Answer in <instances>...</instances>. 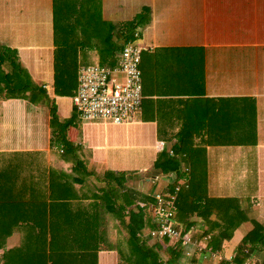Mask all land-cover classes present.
I'll return each instance as SVG.
<instances>
[{
	"label": "crops",
	"instance_id": "crops-1",
	"mask_svg": "<svg viewBox=\"0 0 264 264\" xmlns=\"http://www.w3.org/2000/svg\"><path fill=\"white\" fill-rule=\"evenodd\" d=\"M130 25L141 109L122 125L83 122L79 72L111 66ZM1 74L0 93L31 85L0 98V264L23 250L25 264H142L123 219L136 206L152 229L148 196L181 178L175 222L207 235L223 255L212 263L264 264V0H0ZM47 182L49 208L26 211V188L44 200ZM179 262L212 264L192 246Z\"/></svg>",
	"mask_w": 264,
	"mask_h": 264
},
{
	"label": "built area",
	"instance_id": "built-area-1",
	"mask_svg": "<svg viewBox=\"0 0 264 264\" xmlns=\"http://www.w3.org/2000/svg\"><path fill=\"white\" fill-rule=\"evenodd\" d=\"M138 36L139 34L134 33L131 39L123 43L121 54L114 66H88L79 72L73 107L82 121H102L119 125L140 111L142 106L140 62L144 49L136 42ZM3 97L4 94L0 93V98ZM156 149L161 151L163 142H157ZM187 187V180L181 178L172 189L153 194L156 202L151 207L158 211L155 213V227L151 229V234L173 239L183 246H192L204 261L210 259L218 263L223 255L206 247L207 235L197 239L180 228L173 218L175 199L180 191ZM138 243L142 244L140 238Z\"/></svg>",
	"mask_w": 264,
	"mask_h": 264
},
{
	"label": "trees",
	"instance_id": "trees-1",
	"mask_svg": "<svg viewBox=\"0 0 264 264\" xmlns=\"http://www.w3.org/2000/svg\"><path fill=\"white\" fill-rule=\"evenodd\" d=\"M126 28L128 29L127 31H129V35L131 37V25L126 26ZM121 50H122V47L118 49L117 53H115L116 58H115L114 63L111 65V67L114 66L117 58L121 54ZM140 71H141V68H140ZM141 78H142V73H141ZM30 85H31L30 82H26V89L22 88L21 91L20 90L19 91L13 90L14 88H12V89L7 88L6 92L8 94L6 95V93L2 92L4 94L3 98H6V96H9V95L10 96H25L26 90H28ZM33 87L35 89H37L38 85L35 84ZM142 102H143V100H142ZM83 122H85V121H83ZM93 122H96V121H93ZM72 130L75 131V127H73ZM79 135H80V133L78 132V136ZM163 146L164 147L160 153L164 154V155H162V157L165 160L174 158L175 155L179 152V150L176 149L177 147H174V145L170 146V148L168 149L167 146H165V141L163 143ZM145 187H146V185H145ZM163 191H167V188H164ZM26 193H30V194H26V201H25L26 211L27 210H33V209H35V210L48 209L49 205L47 202L48 201L53 202V196H55V195H53V192L51 191V183L48 184V182L45 185V193L43 195H41L44 200H38L37 199V193L35 194L36 199H33V197H32L33 192L31 193V191L27 188H26ZM188 194L189 193L186 194L184 192L185 196H187ZM180 196H183V191H181L180 194L175 199V205H177L179 208H183V200L182 199L179 200ZM21 200L19 201V206H21V204H22ZM147 200L149 201L150 205L155 204V202H156V200L153 198V195H149ZM135 211H136V206L130 208L128 210V215L123 219L124 228L126 229V232H127L128 249L130 250V252L134 253L132 248L134 246H136L137 249L143 253V262H141L142 264H180V262H179L180 257H181L183 249L186 246H183L181 243H176L175 240H173V239H169L166 237L163 238V237H159L156 235H152L151 229L150 230L144 229L143 223H139V224L132 223V221L130 220L131 212H135ZM29 218H31V216H26V220H29ZM173 218L175 219V216ZM192 220L195 221V224H194V227L192 228V230L198 232V234L203 233V231L205 230L206 221L203 220L202 222H197V220H195V218H193ZM154 227H155V223H154L153 228ZM180 228H182V227H180ZM138 238H140L142 240V244L138 243ZM35 239L38 240V237L35 236ZM24 242H25V244L27 242L30 246L33 245V240L29 237H25ZM10 249L11 248H9L8 250H10ZM8 252L9 251H6V253H4V255L2 257L3 258L7 257ZM15 257H16V259L10 258L9 260L13 263L15 261H18V260H25L26 259V251H24V250L21 251V255L20 256H14V258ZM0 260L5 261V259H2V258H0ZM234 261H236V258L234 259ZM206 262L212 263V260L207 259ZM237 263L243 264L244 261L243 262L238 261ZM23 264H25V263H23Z\"/></svg>",
	"mask_w": 264,
	"mask_h": 264
},
{
	"label": "rangeland",
	"instance_id": "rangeland-1",
	"mask_svg": "<svg viewBox=\"0 0 264 264\" xmlns=\"http://www.w3.org/2000/svg\"><path fill=\"white\" fill-rule=\"evenodd\" d=\"M132 38V35H131V37L129 38V39H131ZM128 39V40H129ZM136 41H137V39H136ZM61 61H62V59H61ZM0 77H2V74L0 75ZM6 77L7 78H10L11 77V75L10 74H7L6 75ZM127 121V120H126ZM96 122H98V121H96ZM102 122V121H101ZM104 123V122H103ZM106 123H108V124H111V125H115V124H112V123H109V122H106ZM119 125H122V124H119ZM185 171H186V169H185ZM189 173H190V170H189V172H188V175H189ZM147 183H149V185H151V183L149 182V181H147ZM177 183V182H176ZM175 183V184H176ZM175 184H173L171 187H168L167 189L168 190H170V189H172L173 188V186L175 185ZM184 190V189H183ZM183 190H181V191H183ZM158 191H163V189L162 188H160V190H158ZM180 191V192H181ZM125 193V192H124ZM155 193V192H154ZM180 194V193H179ZM151 208V211H152V215H153V217L155 218L156 216H155V213L158 211V210H156V208H153V207H150ZM144 211H142V213H143ZM130 220L132 221V223H134V224H137L140 220H141V218L140 217H138L137 219H135V218H132V217H130ZM186 231V230H185ZM187 232V231H186ZM15 263H17V264H23L22 262H20V260H18V261H16Z\"/></svg>",
	"mask_w": 264,
	"mask_h": 264
}]
</instances>
